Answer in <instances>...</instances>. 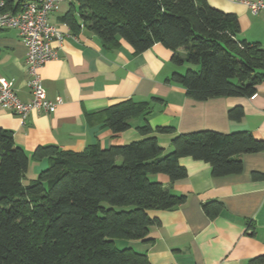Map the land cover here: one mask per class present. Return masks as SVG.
<instances>
[{
  "label": "trees",
  "instance_id": "obj_1",
  "mask_svg": "<svg viewBox=\"0 0 264 264\" xmlns=\"http://www.w3.org/2000/svg\"><path fill=\"white\" fill-rule=\"evenodd\" d=\"M5 1L1 11L15 13L28 0ZM60 21L75 35L86 28L106 50L119 48L121 39L135 54L161 44L173 53L174 65L186 67L168 83L185 88L195 101L251 98L264 84V44L240 39L237 16L207 0H70ZM150 110V102L125 100L103 111L104 124L120 134L131 119ZM228 116L240 121L243 107ZM137 131L141 140L109 148L100 143L81 152L39 147L32 157L47 159L48 166L27 180L30 157L12 131L0 128V264H149L146 255L121 249L116 241L150 242V229L159 222L149 212L187 201L153 176L165 175L171 183L185 179L184 157L209 164L214 177L240 174L239 156L264 152V141L250 132L205 130L176 136L172 152L164 154L150 135L174 133L173 128H153L146 121ZM203 211L214 219L223 205L207 203ZM248 227L253 229L252 223Z\"/></svg>",
  "mask_w": 264,
  "mask_h": 264
},
{
  "label": "crops",
  "instance_id": "obj_2",
  "mask_svg": "<svg viewBox=\"0 0 264 264\" xmlns=\"http://www.w3.org/2000/svg\"><path fill=\"white\" fill-rule=\"evenodd\" d=\"M207 1L213 8L237 16L240 39L264 44V15H253L238 0ZM67 11L50 21L69 36L62 45L52 43L58 57L39 69L47 99L53 102L60 97L62 103L54 113L34 111L25 121L0 106V128L12 131L15 143L30 157L27 180L35 179L48 166L47 159L35 161L32 157L39 147L54 145L81 152L96 143L103 148L127 145L143 138L137 128L146 121L153 128L174 129V133L150 135L156 137L164 154L172 152L176 136L205 130L222 134L247 131L264 141V84L253 98L195 101L185 88L167 81L173 73L186 71L173 64L170 50L156 44L135 54L122 39L119 48L106 50L84 27L72 34L60 21ZM0 77L13 81L19 99L30 102L27 48L16 30L0 31ZM129 99L150 102L151 110L131 119L130 128L115 135L105 126L103 111ZM238 106L243 107V118L229 119V110ZM238 158L243 162L240 174L214 177L209 164L184 157L180 164L187 169L185 179L171 183L165 175L153 176L173 194L185 196L186 203L149 212L159 222L150 229V242L117 240L116 245L146 255L149 264H264V152ZM211 202L223 205L214 219L203 211V205ZM258 258L262 260L255 262Z\"/></svg>",
  "mask_w": 264,
  "mask_h": 264
},
{
  "label": "built area",
  "instance_id": "obj_3",
  "mask_svg": "<svg viewBox=\"0 0 264 264\" xmlns=\"http://www.w3.org/2000/svg\"><path fill=\"white\" fill-rule=\"evenodd\" d=\"M68 0H28L17 12H2L6 1L0 0V31L16 30L23 45L27 48V65L30 76L31 100L23 103L17 94L13 81L0 77V106L10 110L22 121L31 112L54 113L62 103L60 97L49 101L42 86L39 69L58 57L52 43L62 45L69 36L59 26L51 23L52 16L61 12ZM245 4L253 15H264V0H238ZM254 97V96H253ZM252 97V98H253Z\"/></svg>",
  "mask_w": 264,
  "mask_h": 264
},
{
  "label": "rangeland",
  "instance_id": "obj_4",
  "mask_svg": "<svg viewBox=\"0 0 264 264\" xmlns=\"http://www.w3.org/2000/svg\"><path fill=\"white\" fill-rule=\"evenodd\" d=\"M68 3L64 4L63 7H62V10L61 12H65L67 9H68ZM52 22H53V19H52ZM32 173V171L30 172ZM103 206H105L106 208H109L110 206L107 204V203H103ZM113 209H116L117 211H120V210H129L130 208L129 207H114Z\"/></svg>",
  "mask_w": 264,
  "mask_h": 264
}]
</instances>
